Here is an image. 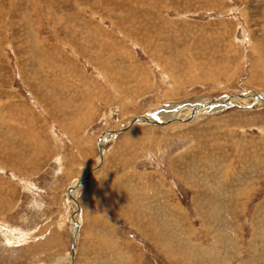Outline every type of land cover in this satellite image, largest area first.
<instances>
[{
  "label": "rangeland",
  "instance_id": "374dc122",
  "mask_svg": "<svg viewBox=\"0 0 264 264\" xmlns=\"http://www.w3.org/2000/svg\"><path fill=\"white\" fill-rule=\"evenodd\" d=\"M0 51V264L71 253L66 190L122 127L77 189L76 264H175L165 225L187 264H264V101L129 125L264 93V0H0Z\"/></svg>",
  "mask_w": 264,
  "mask_h": 264
},
{
  "label": "water",
  "instance_id": "95a60500",
  "mask_svg": "<svg viewBox=\"0 0 264 264\" xmlns=\"http://www.w3.org/2000/svg\"><path fill=\"white\" fill-rule=\"evenodd\" d=\"M234 96H235L236 100L249 97L251 100H253V102L264 101V93H260V92L254 91V90H246V91H242L239 93H235L232 95L225 96L221 99H216L214 101H206V102L198 103L192 107L190 114L183 119L178 117V118H172L171 120H169V119H167V120L166 119L156 120V121L151 120V122L154 121L155 124H164L166 122L175 121V120H191L192 118H194L196 116V111L198 109L205 107L206 110H210V111L220 110L224 107H227V106H230V105L236 103V102L232 103V102H230V99H228L229 97H234ZM141 119L143 120L144 118H142L141 116H135L134 118L131 119L129 125H131L132 122L138 121ZM145 119L147 120V118H145ZM123 129H124V127L120 128L118 130H115V129L114 130L113 129L112 130H104L100 133V135L98 136V140H97L98 164H96V166L90 168L89 171L83 177L75 179L73 181V183L70 186H68V188L66 190L68 197L72 200V202L75 205V208L73 209V212L70 215L71 221L69 222L71 224L72 230H73L72 231V234H73L72 235V242H71V254H72V256L74 253V245L76 242V236L78 234V229H79V224H78L77 220L74 219V215H76L79 211V205H78L77 198H76V192H77V189L79 187V184L85 182L91 176V172L95 168H97L99 164H101V162H102V148L110 140L111 134L118 133L119 131H121Z\"/></svg>",
  "mask_w": 264,
  "mask_h": 264
},
{
  "label": "bare ground",
  "instance_id": "6f19581e",
  "mask_svg": "<svg viewBox=\"0 0 264 264\" xmlns=\"http://www.w3.org/2000/svg\"><path fill=\"white\" fill-rule=\"evenodd\" d=\"M5 10V9H4ZM7 17V16H6ZM115 21V20H114ZM5 24V23H4ZM94 25V24H93ZM122 25H120V27H121ZM147 26V25H146ZM119 27V26H118ZM119 27V28H120ZM128 28V27H127ZM121 29V28H120ZM30 45V44H29ZM33 45V44H32ZM76 47V46H75ZM255 48V47H254ZM154 49V48H153ZM42 50V49H41ZM156 50V49H155ZM154 50V51H155ZM256 50V49H255ZM43 51V50H42ZM1 52V51H0ZM157 52V51H156ZM153 53V52H152ZM155 53V52H154ZM6 54V53H5ZM261 55V54H260ZM4 56V55H3ZM260 57V56H259ZM47 58V57H46ZM155 58V57H154ZM260 59H261V57H260ZM257 62V61H256ZM41 63V62H40ZM264 63V62H263ZM212 66H213V64H212ZM193 68H194V65L192 66ZM197 67V66H196ZM220 67V66H219ZM215 68V67H214ZM170 69V68H169ZM195 69V68H194ZM197 69V68H196ZM199 69H201V67L199 68ZM203 69V68H202ZM208 69V68H207ZM218 69V68H217ZM213 70V69H212ZM101 71V70H100ZM146 71V70H145ZM199 71V70H198ZM203 71V70H202ZM219 71V70H218ZM221 71V70H220ZM219 71V72H220ZM191 72V71H190ZM213 72V71H212ZM170 73H172V71H170ZM206 73V72H205ZM207 74V73H206ZM214 75V72L213 73H211V75ZM216 74V73H215ZM144 75V74H143ZM175 75V74H174ZM197 75V74H196ZM212 75V76H213ZM193 76V75H192ZM191 76V77H192ZM207 76V75H206ZM206 76H205V78H206ZM210 76V75H209ZM200 77V76H199ZM214 77V76H213ZM217 77H219V76H217ZM216 77V78H217ZM176 78V80H177V77H175ZM210 78V77H209ZM1 80V79H0ZM4 80V79H3ZM52 80V79H51ZM55 79L53 78V81H54ZM179 80V79H178ZM181 80V79H180ZM179 80V81H180ZM191 80V79H190ZM50 81V80H49ZM178 81V82H179ZM52 82V81H51ZM140 82V81H139ZM177 82V83H178ZM181 82V81H180ZM183 82V81H182ZM4 83V82H3ZM8 83V82H7ZM50 83V82H49ZM57 83V82H56ZM114 83V82H113ZM179 84V83H178ZM2 85V84H1ZM41 85V84H40ZM59 85V89H61L62 88V86H61V84H58ZM33 86V85H32ZM45 86V85H44ZM61 86V87H60ZM37 87V86H36ZM35 87V88H36ZM39 88V87H38ZM62 90V89H61ZM8 91V90H7ZM165 91V90H164ZM43 93V92H42ZM101 94V93H100ZM169 96V95H168ZM164 97H166V96H164ZM233 98H235V97H233ZM85 99V98H84ZM183 99V98H182ZM3 102V100H0V130L1 129H5V131H10V129H11V126H10V124H11V121H10V117H4L3 116V114H4V112H6V114L7 113H9V111L8 110H10V109H6L5 108V106H6V104H3L2 103ZM82 102V101H81ZM87 102V101H86ZM90 102V101H89ZM234 102V101H233ZM173 104V103H172ZM8 105V104H7ZM8 106H10V105H8ZM171 106V105H170ZM155 107H156V105H155ZM153 109H155V108H153ZM167 108H165L161 113H159V114H157L156 115V113L155 114H148V113H146V114H144L143 116H142V118H144L143 120L141 119V120H138V121H136V122H139V124L140 123H150L151 122V120L153 119V120H163V119H168L170 116L172 117H174V116H176L175 114L174 115H171L170 113L168 114L167 113V110H166ZM166 111V112H165ZM164 112V113H163ZM180 117V116H179ZM145 118H147V120L145 119ZM182 118V117H181ZM88 120V119H87ZM150 120V121H149ZM154 123V121L152 122V124ZM144 126V125H143ZM119 129V128H118ZM8 131V132H9ZM23 132V131H22ZM2 133H3V130H2ZM5 134H7V133H5ZM114 134H116V133H114ZM114 134H111V138L113 137V135ZM1 137H3L2 135H0ZM4 138H6V136L4 137ZM110 138V139H111ZM4 141V140H3ZM6 151H7V148H6V146H5V144L3 145V143L0 141V154L1 153H3V152H5L6 153ZM4 153V154H5ZM21 153V152H20ZM102 153H103V151H102ZM104 160V159H103ZM105 162V161H104ZM101 166V165H100ZM102 167H103V165H102ZM101 167V168H102ZM100 168V169H101ZM241 182V181H240ZM238 187L239 188H242L243 187V185H241L240 186V184L238 185ZM234 188H237L236 186L234 187ZM248 188V187H247ZM250 188H252V187H250ZM245 189V188H244ZM249 189V188H248ZM242 190V189H241ZM241 190H238V194H241L242 195V193H239V191L241 192ZM215 192L214 194L212 193V197H213V199H215V198H217V196H219V194L221 195V191L219 190V188H217V189H212V192ZM245 193H246V191H245ZM248 195V194H247ZM105 199V198H104ZM99 200V199H98ZM180 210V209H179ZM216 210V209H215ZM93 212V211H92ZM85 217H87V216H85ZM89 218V217H88ZM229 218V217H228ZM65 222V221H64ZM155 225L153 224V221L151 222V224H150V227H154ZM81 229H82V227H80L79 229H78V231H80L81 232ZM167 230H168V227L165 225L164 226V228H163V232H164V234L163 235H165V237L163 238V240H161L160 239V242L159 243H157V245L159 246V247H161V249L163 250L162 252L167 256V258H169V260H171V261H174L175 262V264H187V257H185V254H182L181 255V252L179 251V254H178V250L176 251L175 250V245L173 244V243H171V241L168 239V234H167ZM156 234H158V232L156 231L155 232ZM158 237V236H157ZM156 241V240H155ZM186 241V240H185ZM230 244V243H229ZM184 245V244H183ZM182 245V246H183ZM232 245V244H231ZM229 246V245H228ZM181 248V247H180ZM179 248V249H180ZM75 249V248H74ZM108 251V250H107ZM75 252H76V257H74L75 256ZM58 254V253H57ZM77 254H78V250L76 251V250H74V254H73V256H72V254L71 253H68V254H66V255H64V254H58L56 257H54L51 261H50V263L49 264H60V263H64V262H68V261H70V259L72 260V262H73V260H74V263L76 264V258H77Z\"/></svg>",
  "mask_w": 264,
  "mask_h": 264
}]
</instances>
